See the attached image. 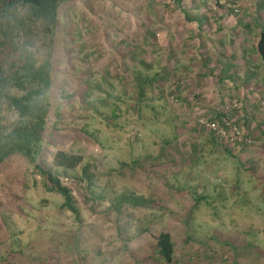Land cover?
<instances>
[{
	"label": "rangeland",
	"instance_id": "rangeland-1",
	"mask_svg": "<svg viewBox=\"0 0 264 264\" xmlns=\"http://www.w3.org/2000/svg\"><path fill=\"white\" fill-rule=\"evenodd\" d=\"M214 1L182 4L209 8H201L209 20L205 28L210 32L223 21L228 45L218 36L222 29L205 39L203 28L181 23L175 0L60 3L44 161L51 164L56 147L79 151L82 163L92 164L91 182L80 177L81 165L70 176L59 175L73 195V213L23 156H8L0 164V255L15 249L8 256L12 264H164L153 235L165 229L176 264H264V137L258 133L264 132V67L253 50L252 23L264 18V0H218L234 8L240 22L250 21L249 30L238 24L231 30L232 14L212 19ZM145 15L155 20L161 60L172 45L175 55L167 64L176 65L180 78L176 96L167 85L174 80H164L161 91L145 84L137 97L132 81L122 77L130 63L112 43H139L135 21ZM191 33L205 40L199 51ZM198 52L209 58L203 67ZM228 60L231 77L209 80L207 67L220 75ZM214 108L243 126L251 143L211 138L199 119L216 124ZM198 139L202 144L193 146ZM189 152L200 154L193 165Z\"/></svg>",
	"mask_w": 264,
	"mask_h": 264
},
{
	"label": "trees",
	"instance_id": "trees-1",
	"mask_svg": "<svg viewBox=\"0 0 264 264\" xmlns=\"http://www.w3.org/2000/svg\"><path fill=\"white\" fill-rule=\"evenodd\" d=\"M64 1L67 0H0V164L12 154L23 156L41 177L45 189L60 194L61 202L59 205L76 213L71 190L66 184L62 183L59 175L62 173L70 176L69 171L81 165L80 177H85L87 185H90L92 173L89 168L92 164L82 163L83 154L81 152L62 147L53 149L50 154V165L44 161L46 144L44 130L50 108L52 52L58 7ZM175 1L178 11L182 14L181 23L185 21L193 22L195 24L194 30L203 28V32L206 34L203 38L208 39L212 31L224 28L223 21H219L217 28L210 32L205 28V24H209V20L204 12L209 8L206 9V6L202 4L203 0H201L202 3H195L193 6L183 5L182 0ZM214 2L218 6L216 9L218 11L217 17L212 16V19L223 20L226 17L225 14H232L235 16L236 21L230 26L231 30L236 24L240 25L242 29L249 30L250 21L240 22L234 8L224 2H218V0ZM145 6L149 10L151 8L154 12L156 11L151 2H146ZM252 19V23L257 28L253 50L259 58L261 66L264 67V18L254 17ZM154 22L155 20L145 15L139 21H135L134 34H140L139 43L124 45L123 39H118L112 43V47L122 60H128L130 63L128 72L125 70L122 77L132 81L137 97H141L145 84L153 85L161 91V84L164 80H174L171 83L168 82L167 85L172 87V89H169V93L176 96L180 78L176 76V65L173 64L169 68L167 64L169 60L174 58L175 54L171 43H168L165 58L161 60L162 58L158 54L160 44L155 36ZM188 36L191 39H196L197 50L202 47L204 43L202 41L205 40L197 37L194 33ZM224 36L223 33L221 43L230 44L231 38L227 39ZM193 53H196V51ZM198 59L199 67H203L209 58L208 56H202L200 53ZM231 63L228 62L227 65L219 68V72H222L221 76L214 73L216 69L214 65L208 66L209 80L219 82L224 78L231 77L226 72L232 66ZM101 78H103V75ZM214 109L216 125L224 130L228 128L227 133H229L230 126L236 122H231L222 108ZM236 126L243 136L250 138L249 142L235 138L229 139V134L224 136L205 126L204 130L206 132L210 131L209 133L213 139H216L215 135L219 139L223 137L222 142L226 138L232 144L248 145V143H251L252 138L249 136V132L243 126L240 127L238 124ZM258 133L264 137L262 130H259ZM173 136L176 138L178 134L174 132ZM168 141L165 140V142ZM224 142L226 143V141ZM192 144L193 146L201 145L202 140H194ZM221 144L227 154L232 156L233 152L230 148L223 143ZM188 155L192 158L190 164L193 165L196 157L200 154H194V158L191 157V152ZM120 163L123 164V162ZM52 166L57 167L59 171L55 168L52 169ZM153 239L154 251L158 254V258L164 264H176L173 257V241L169 232L160 229L153 235ZM73 243L76 244L75 241ZM16 249L17 251L20 250L19 248ZM11 251H15V249L9 248L1 253L0 262L2 264H12L8 257Z\"/></svg>",
	"mask_w": 264,
	"mask_h": 264
},
{
	"label": "built area",
	"instance_id": "built-area-1",
	"mask_svg": "<svg viewBox=\"0 0 264 264\" xmlns=\"http://www.w3.org/2000/svg\"><path fill=\"white\" fill-rule=\"evenodd\" d=\"M199 123L202 124L203 126L205 127H208L210 129H214L216 132H218L219 134L221 135H230L229 139H237V140H244L246 142H249L250 141V138H248V136H243L240 132V129L232 124L230 126V131L229 133L225 134V131L224 129H222L221 127H218L216 124H214V122L212 120H207V119H199ZM263 154H264V150H263Z\"/></svg>",
	"mask_w": 264,
	"mask_h": 264
},
{
	"label": "crops",
	"instance_id": "crops-1",
	"mask_svg": "<svg viewBox=\"0 0 264 264\" xmlns=\"http://www.w3.org/2000/svg\"><path fill=\"white\" fill-rule=\"evenodd\" d=\"M225 32H226L225 30H224V31H221V32H219V33H218V36H219V35H222V36H223V33H225ZM229 32H230V31H229ZM230 33H231V32H230ZM243 33H244L243 31H239V35H240V36H242V35H243ZM213 43H215V42H213ZM223 48H226V47H223ZM222 59H223V57H222ZM220 60H221V59H217V61H220ZM238 60H241V59H240V57H239V59H238ZM228 61H229V62H231L230 60H228Z\"/></svg>",
	"mask_w": 264,
	"mask_h": 264
}]
</instances>
